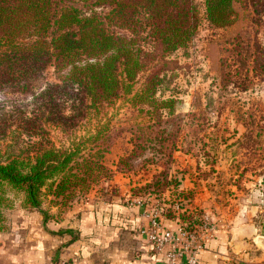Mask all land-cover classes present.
Masks as SVG:
<instances>
[{
  "label": "rangeland",
  "instance_id": "1",
  "mask_svg": "<svg viewBox=\"0 0 264 264\" xmlns=\"http://www.w3.org/2000/svg\"><path fill=\"white\" fill-rule=\"evenodd\" d=\"M195 3L198 28L192 40L162 59L146 57L130 94L88 111L71 134L44 124L57 147L97 133L84 153L102 150L110 176L65 206L51 202L44 190L41 206L57 222L60 211L81 201L141 198L162 216L173 215L164 219L178 218L198 235L206 227L209 237L218 228L228 230L226 258L218 264H264V13L260 5L255 12L241 0L234 22L216 27L206 17L204 1ZM152 73L160 79L156 98H172L171 110L132 104V95ZM44 76L58 82L51 66ZM29 99L0 94V112L21 108ZM27 140L9 131L0 134V155L17 153ZM8 196L10 208L26 206L22 193ZM52 207L57 210L50 212Z\"/></svg>",
  "mask_w": 264,
  "mask_h": 264
},
{
  "label": "trees",
  "instance_id": "2",
  "mask_svg": "<svg viewBox=\"0 0 264 264\" xmlns=\"http://www.w3.org/2000/svg\"><path fill=\"white\" fill-rule=\"evenodd\" d=\"M203 1L208 21L224 27L234 22L241 0ZM245 1L264 13V0ZM197 28L195 0H0V94L30 98L21 108L0 112L1 135L9 131L28 139L17 153L0 155V231L3 211L11 207L9 191L22 193L24 204L40 211L45 223L54 216L41 208L44 190L51 202L65 206L110 176L102 150L84 153L97 133L57 147L44 124L71 134L88 111L132 92L146 57L162 59L185 47ZM49 66L58 82L44 81ZM159 80L156 73L147 77L132 104L171 110L172 98L155 96ZM50 232L71 235L69 242L77 237L67 228Z\"/></svg>",
  "mask_w": 264,
  "mask_h": 264
},
{
  "label": "crops",
  "instance_id": "3",
  "mask_svg": "<svg viewBox=\"0 0 264 264\" xmlns=\"http://www.w3.org/2000/svg\"><path fill=\"white\" fill-rule=\"evenodd\" d=\"M56 210L50 208V212ZM152 210L141 198L86 200L60 211L57 222L44 223L35 208H8L5 228L0 231V264H166L139 232L148 225ZM163 222L173 223L169 219ZM59 228L73 230L77 237L69 242L71 235L50 232ZM229 237L228 230L218 228L207 239L198 264H218L226 258L224 244Z\"/></svg>",
  "mask_w": 264,
  "mask_h": 264
},
{
  "label": "built area",
  "instance_id": "4",
  "mask_svg": "<svg viewBox=\"0 0 264 264\" xmlns=\"http://www.w3.org/2000/svg\"><path fill=\"white\" fill-rule=\"evenodd\" d=\"M163 220L161 212L153 208L148 225L139 229L153 253L166 264H198L210 228L206 227L205 232L198 235L194 228L178 218L172 225H166Z\"/></svg>",
  "mask_w": 264,
  "mask_h": 264
}]
</instances>
